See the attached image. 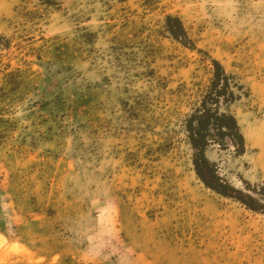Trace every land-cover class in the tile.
Wrapping results in <instances>:
<instances>
[{"label":"rangeland","instance_id":"obj_1","mask_svg":"<svg viewBox=\"0 0 264 264\" xmlns=\"http://www.w3.org/2000/svg\"><path fill=\"white\" fill-rule=\"evenodd\" d=\"M207 94L244 140L214 174L264 205V0H0V264H264V214L193 169Z\"/></svg>","mask_w":264,"mask_h":264},{"label":"trees","instance_id":"obj_2","mask_svg":"<svg viewBox=\"0 0 264 264\" xmlns=\"http://www.w3.org/2000/svg\"><path fill=\"white\" fill-rule=\"evenodd\" d=\"M172 20L180 24L177 18L171 16L167 17V21ZM169 30L173 36L176 37L175 31L172 28H169ZM213 65L214 74L211 87L215 89V93L221 95L224 93V88L228 86L229 77L224 74L218 62L214 61ZM216 87L218 88L216 89ZM229 95L232 97L233 94L229 92ZM207 99H210L209 94H207L201 102V110H197L195 113L191 114L185 122L188 141L193 149L192 165L195 174L206 187L214 190L220 195L235 198L249 210L264 214V205L262 201L250 194H243L239 190L227 185L225 182H221L220 178L213 172L212 163L205 156L204 152L209 140L217 141L218 144L223 145V139H228L237 146L238 152L241 153L244 150L243 136L239 131L234 116L227 112H219L217 109L208 108L205 103ZM207 136L210 138H207ZM226 189H230L236 194H229L226 192Z\"/></svg>","mask_w":264,"mask_h":264}]
</instances>
